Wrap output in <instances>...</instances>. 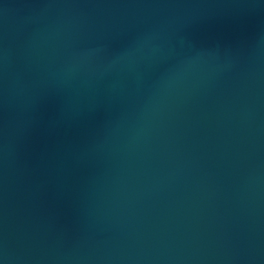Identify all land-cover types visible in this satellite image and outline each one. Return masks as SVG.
Segmentation results:
<instances>
[{
	"label": "water",
	"instance_id": "obj_1",
	"mask_svg": "<svg viewBox=\"0 0 264 264\" xmlns=\"http://www.w3.org/2000/svg\"><path fill=\"white\" fill-rule=\"evenodd\" d=\"M0 264H264V0H0Z\"/></svg>",
	"mask_w": 264,
	"mask_h": 264
}]
</instances>
